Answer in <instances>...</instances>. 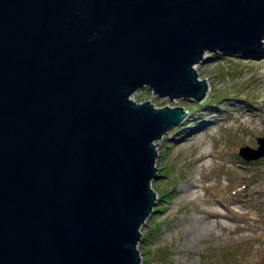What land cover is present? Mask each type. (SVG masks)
I'll return each mask as SVG.
<instances>
[{
    "label": "water",
    "instance_id": "1",
    "mask_svg": "<svg viewBox=\"0 0 264 264\" xmlns=\"http://www.w3.org/2000/svg\"><path fill=\"white\" fill-rule=\"evenodd\" d=\"M263 35L264 0H0V264H138L154 140L188 108L130 94L201 100L192 64Z\"/></svg>",
    "mask_w": 264,
    "mask_h": 264
},
{
    "label": "rangeland",
    "instance_id": "2",
    "mask_svg": "<svg viewBox=\"0 0 264 264\" xmlns=\"http://www.w3.org/2000/svg\"><path fill=\"white\" fill-rule=\"evenodd\" d=\"M203 56L196 72L208 81L205 96L212 94L213 104L201 103L205 96H160L147 85L130 94L155 107L188 108L179 124L154 140L158 173L168 174L153 177L151 187L156 200L168 201L140 227L138 264H145L149 248H167L177 264H202L239 243L247 244L242 264H264V155L246 160L238 154L264 134V38L257 49L206 50ZM234 150L239 157L232 159Z\"/></svg>",
    "mask_w": 264,
    "mask_h": 264
},
{
    "label": "trees",
    "instance_id": "3",
    "mask_svg": "<svg viewBox=\"0 0 264 264\" xmlns=\"http://www.w3.org/2000/svg\"><path fill=\"white\" fill-rule=\"evenodd\" d=\"M215 92V91H213ZM212 94L205 96L202 100L201 103L205 104V105H211L214 102H216V98H212ZM198 101V100H197ZM199 106V103H195L192 105V109H196ZM233 152V151H232ZM237 156L239 157V155L237 154V152L234 150V153L231 155L232 159L233 156ZM168 170L164 169L162 172H160L161 176H165L168 173ZM168 190L164 189L163 192H160V194L162 196H165L167 194ZM160 204H158L157 206H154L152 212L161 210L162 207V201H168V198H160L157 200ZM154 228H157L156 226ZM153 235H155L156 233L153 232ZM246 243H239L236 246H234L233 248L229 247L227 249H224L221 253L220 256H212V255H208L207 257H204V259H207V262L204 261V263L202 264H242V260H241V256L243 255V249L242 247L245 246ZM247 245V244H246ZM152 249H146L147 252H149V254H147L145 257V264H151L153 261H159L158 264H177L175 262H173L170 258V252L167 248L164 247H158L157 249L151 251Z\"/></svg>",
    "mask_w": 264,
    "mask_h": 264
},
{
    "label": "bare ground",
    "instance_id": "4",
    "mask_svg": "<svg viewBox=\"0 0 264 264\" xmlns=\"http://www.w3.org/2000/svg\"><path fill=\"white\" fill-rule=\"evenodd\" d=\"M264 38V35H263V37H262V39ZM196 63V62H195ZM195 63H193L192 64V66H193V68H195V71H196V69H197V65L195 64ZM208 80V79H207ZM208 82V81H207ZM208 89V88H207ZM160 175V174H159ZM150 185H151V182H150ZM155 199H156V197H155ZM157 201V200H156Z\"/></svg>",
    "mask_w": 264,
    "mask_h": 264
}]
</instances>
